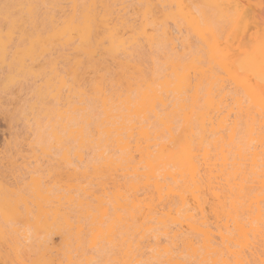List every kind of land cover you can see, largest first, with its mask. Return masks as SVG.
Here are the masks:
<instances>
[{
	"label": "rangeland",
	"instance_id": "obj_1",
	"mask_svg": "<svg viewBox=\"0 0 264 264\" xmlns=\"http://www.w3.org/2000/svg\"><path fill=\"white\" fill-rule=\"evenodd\" d=\"M5 4L11 5L7 11ZM85 10L95 14L87 42L59 34L48 40L43 34L42 27L52 26L57 32L69 19L74 26L81 25ZM183 17L191 19L200 33ZM35 31L41 32L46 42L36 47L31 59L23 61L26 72L6 75L8 56L0 71V201L6 198L18 211L15 217H8L0 210V264H39L50 258L54 264H125L126 244H120L129 233L125 211H119L123 235L114 237L115 246L98 239L92 247L89 231L94 222L105 230L112 221L115 192L130 198L125 172L104 166V159L117 160L118 155L106 151L97 158L93 143L78 148L66 138L56 146L47 136L44 120L39 129L38 117L45 109L68 112L91 141L98 136L96 123L102 118L105 100L119 107L118 96L136 98L135 83H141V91L144 80L157 85L169 82L166 96L172 101L175 76L185 77V92H180V98L190 102L196 85L201 104L211 76L224 77L218 62L237 67L264 58V0H96L93 4L91 0H0V45L8 55L22 38ZM109 33L112 40L107 37ZM223 85V106L233 109L231 119L236 121L235 142L243 144L251 125L255 126V139L259 132L264 134L243 92L226 81ZM38 91L46 95L39 99ZM155 112L159 115L160 109ZM146 115L153 129L155 117ZM56 121L53 117L50 124ZM40 130L45 136L43 142H39ZM33 182L49 198L47 210L66 213L70 226L60 217L59 227L37 223V209L31 203ZM138 195L141 201L149 199L142 191ZM99 207L106 210L102 223ZM78 226L82 231L77 236ZM76 237L80 238L78 247ZM138 264L158 262L146 255Z\"/></svg>",
	"mask_w": 264,
	"mask_h": 264
},
{
	"label": "bare ground",
	"instance_id": "obj_2",
	"mask_svg": "<svg viewBox=\"0 0 264 264\" xmlns=\"http://www.w3.org/2000/svg\"><path fill=\"white\" fill-rule=\"evenodd\" d=\"M95 2L91 0L92 4ZM94 18L95 14L85 10L81 25L74 26L69 19L60 31L56 32L52 26L42 27V31L48 40L53 34H59L87 42ZM183 18L200 33L191 19ZM42 37L41 32H33L22 38L9 55L0 45V71L9 57L6 75L25 73L23 61L32 58L36 47L45 41ZM107 37L112 40V34ZM217 65L224 77L211 79V76L201 104L196 85L189 96L190 102L183 95L184 99L180 98L185 92L184 76H175L174 97L169 102L166 96L169 82L157 85L144 80L141 91V83H135L136 98L118 96L119 107H112L105 100L102 118L96 123L98 136L91 141L80 122L68 112L45 109L38 117L39 129L43 128L40 122L44 120V127L49 130L47 136L56 146H61L63 138L74 142L78 148L93 143L97 158H102L106 151L118 155L117 160L104 159L107 169L123 170V175L129 177L125 184L130 198L118 192L113 194V218L109 219L111 222L106 229L92 222L89 229L92 247L98 239L116 245L114 237L122 233L119 228L123 225L119 211H125L130 220L128 235L120 239V244H126L125 264H138L146 255L158 264H264V134L259 132L255 139V126L251 125L243 144L236 143V121L231 119L233 109L223 106L226 99L223 82L226 81L248 98L260 119L258 127L264 130V58L249 60L237 67L225 62ZM59 82L64 84L63 80ZM45 95L37 92L39 99ZM157 108L159 115L155 112ZM147 113L155 117L153 129L147 124ZM53 117H57V121L50 124ZM38 138L39 142L45 140L41 130ZM62 158H66L65 153ZM32 188L31 203L37 209V223L59 227L60 217L65 226H70L66 213L47 210L49 198L35 182ZM140 191L149 195L147 201L138 198ZM0 210L7 212L8 217L18 214L17 208L6 198L0 201ZM24 210L25 214L29 213L27 207ZM99 210V223H102L106 210L100 207ZM80 231L82 228L78 226L75 234L78 236ZM75 240L78 247L80 238ZM50 259L38 262L54 264Z\"/></svg>",
	"mask_w": 264,
	"mask_h": 264
},
{
	"label": "snow or ice",
	"instance_id": "obj_3",
	"mask_svg": "<svg viewBox=\"0 0 264 264\" xmlns=\"http://www.w3.org/2000/svg\"><path fill=\"white\" fill-rule=\"evenodd\" d=\"M237 7L239 8V5H237ZM5 11H7L9 8H11L10 4H5L4 5ZM262 96H264V93H262Z\"/></svg>",
	"mask_w": 264,
	"mask_h": 264
}]
</instances>
